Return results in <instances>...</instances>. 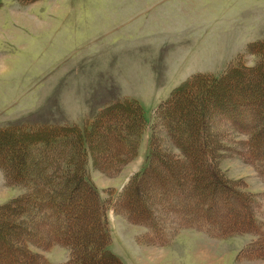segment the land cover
I'll use <instances>...</instances> for the list:
<instances>
[{
    "label": "trees",
    "instance_id": "obj_1",
    "mask_svg": "<svg viewBox=\"0 0 264 264\" xmlns=\"http://www.w3.org/2000/svg\"><path fill=\"white\" fill-rule=\"evenodd\" d=\"M247 53L253 64L240 55L220 75L192 74L154 111L146 162L116 202L144 227L143 242L165 245L169 224L216 238L250 234L239 254L264 259L263 200L219 164L244 150L264 177V39ZM215 119L231 128L218 132ZM146 126L143 107L123 99L83 125L0 128V168L22 190L0 204V264H52L34 248L54 244L68 251L58 264H124L109 248V200L91 168L117 175L140 152Z\"/></svg>",
    "mask_w": 264,
    "mask_h": 264
},
{
    "label": "rangeland",
    "instance_id": "obj_2",
    "mask_svg": "<svg viewBox=\"0 0 264 264\" xmlns=\"http://www.w3.org/2000/svg\"><path fill=\"white\" fill-rule=\"evenodd\" d=\"M262 39L264 0H0V128L83 125L107 104L136 100L147 120L137 157L117 175L91 168L109 200V248L125 264H264L239 254L250 234L216 238L169 224L165 245L143 242L144 227L116 204L146 162L158 105L192 74L220 75L240 55L253 64L247 47ZM213 121L218 132L231 128ZM241 152L223 153L220 167L264 204V177ZM21 191L0 168V204ZM34 250L52 264L68 259L59 244Z\"/></svg>",
    "mask_w": 264,
    "mask_h": 264
},
{
    "label": "crops",
    "instance_id": "obj_3",
    "mask_svg": "<svg viewBox=\"0 0 264 264\" xmlns=\"http://www.w3.org/2000/svg\"><path fill=\"white\" fill-rule=\"evenodd\" d=\"M111 230H112V227H111ZM112 251V250H111ZM113 252V251H112ZM114 253V252H113ZM117 255V254H116ZM118 256V255H117ZM119 257V256H118ZM120 258V257H119ZM121 259V258H120ZM123 262V261H122ZM124 263V262H123ZM125 264V263H124Z\"/></svg>",
    "mask_w": 264,
    "mask_h": 264
}]
</instances>
